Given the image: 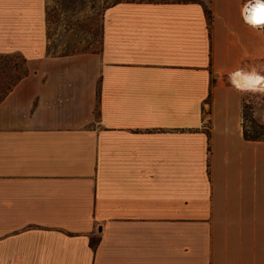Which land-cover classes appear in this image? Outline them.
Segmentation results:
<instances>
[{
    "label": "crops",
    "instance_id": "obj_1",
    "mask_svg": "<svg viewBox=\"0 0 264 264\" xmlns=\"http://www.w3.org/2000/svg\"><path fill=\"white\" fill-rule=\"evenodd\" d=\"M259 2H109L98 52L52 55L47 0H0L27 69L0 100V264H264V139L228 79L264 58Z\"/></svg>",
    "mask_w": 264,
    "mask_h": 264
},
{
    "label": "rangeland",
    "instance_id": "obj_2",
    "mask_svg": "<svg viewBox=\"0 0 264 264\" xmlns=\"http://www.w3.org/2000/svg\"><path fill=\"white\" fill-rule=\"evenodd\" d=\"M112 0H47V53L52 55L98 52L101 47V16ZM207 4L208 0H200ZM264 75V58L255 69ZM27 71L17 53H0V98ZM242 117L248 136L264 139V94L243 93Z\"/></svg>",
    "mask_w": 264,
    "mask_h": 264
},
{
    "label": "clouds",
    "instance_id": "obj_3",
    "mask_svg": "<svg viewBox=\"0 0 264 264\" xmlns=\"http://www.w3.org/2000/svg\"><path fill=\"white\" fill-rule=\"evenodd\" d=\"M228 79L232 87L238 92L264 94V75H261L255 69H238L230 73Z\"/></svg>",
    "mask_w": 264,
    "mask_h": 264
},
{
    "label": "snow or ice",
    "instance_id": "obj_4",
    "mask_svg": "<svg viewBox=\"0 0 264 264\" xmlns=\"http://www.w3.org/2000/svg\"><path fill=\"white\" fill-rule=\"evenodd\" d=\"M250 22L255 24H264V4H257L250 10Z\"/></svg>",
    "mask_w": 264,
    "mask_h": 264
},
{
    "label": "trees",
    "instance_id": "obj_5",
    "mask_svg": "<svg viewBox=\"0 0 264 264\" xmlns=\"http://www.w3.org/2000/svg\"><path fill=\"white\" fill-rule=\"evenodd\" d=\"M116 1H118V0H112L111 2H116ZM194 1L201 2L200 0H194ZM108 3H109V2H108ZM108 3H107V4H108ZM204 10H205V13H206V17L208 18V20H210L211 15H210V10H209L207 4H204ZM26 73H27V71L23 74V76H24ZM21 77H22V76H21ZM21 77H19L18 80H19ZM18 80H16V82H17ZM16 82H14V84H15ZM14 84H13V85H14ZM13 85H12V86H13ZM12 86L8 88L7 92H6V93L0 98V100H1V99H2V98H3V97L9 92V90H11ZM209 99H210V94L208 95V100H209ZM244 135H245V137H246L247 139H252V140H259V139H261V138H259V137L256 136V135H254V136H248V135H246L245 131H244ZM92 246H94V242H93V240H92Z\"/></svg>",
    "mask_w": 264,
    "mask_h": 264
},
{
    "label": "bare ground",
    "instance_id": "obj_6",
    "mask_svg": "<svg viewBox=\"0 0 264 264\" xmlns=\"http://www.w3.org/2000/svg\"><path fill=\"white\" fill-rule=\"evenodd\" d=\"M258 4H263L262 2H259Z\"/></svg>",
    "mask_w": 264,
    "mask_h": 264
},
{
    "label": "built area",
    "instance_id": "obj_7",
    "mask_svg": "<svg viewBox=\"0 0 264 264\" xmlns=\"http://www.w3.org/2000/svg\"><path fill=\"white\" fill-rule=\"evenodd\" d=\"M260 26H263L264 24H259Z\"/></svg>",
    "mask_w": 264,
    "mask_h": 264
}]
</instances>
